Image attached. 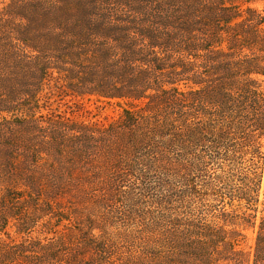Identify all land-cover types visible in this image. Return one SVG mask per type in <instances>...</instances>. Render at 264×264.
Listing matches in <instances>:
<instances>
[{
	"label": "trees",
	"instance_id": "obj_1",
	"mask_svg": "<svg viewBox=\"0 0 264 264\" xmlns=\"http://www.w3.org/2000/svg\"><path fill=\"white\" fill-rule=\"evenodd\" d=\"M263 84L264 14L237 0L4 3L0 264H264Z\"/></svg>",
	"mask_w": 264,
	"mask_h": 264
},
{
	"label": "rangeland",
	"instance_id": "obj_2",
	"mask_svg": "<svg viewBox=\"0 0 264 264\" xmlns=\"http://www.w3.org/2000/svg\"><path fill=\"white\" fill-rule=\"evenodd\" d=\"M9 0H0V9L3 8L4 3ZM238 4L242 7L248 5L257 9L259 12L264 14V0H237ZM264 86V84H263ZM50 100L46 103L47 109L42 110V112L47 113L48 108L50 112L60 113L65 117L77 118L82 121H106L110 120L112 117L120 112V106L116 103H106L102 100L91 99H72L70 97H65L60 99L57 95H50ZM125 106L124 102L120 103ZM227 210L234 209L239 211L243 209L238 203L225 204ZM251 214L255 215V220L258 222L260 216L264 215V203H259L256 211H249ZM245 238L243 239L242 246L249 247L253 243L254 232L251 229L244 231Z\"/></svg>",
	"mask_w": 264,
	"mask_h": 264
}]
</instances>
